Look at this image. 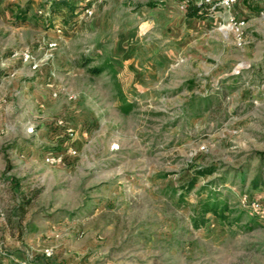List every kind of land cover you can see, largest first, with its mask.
<instances>
[{
    "label": "rangeland",
    "instance_id": "rangeland-1",
    "mask_svg": "<svg viewBox=\"0 0 264 264\" xmlns=\"http://www.w3.org/2000/svg\"><path fill=\"white\" fill-rule=\"evenodd\" d=\"M231 14L241 39L173 0H0L5 262L264 264V0Z\"/></svg>",
    "mask_w": 264,
    "mask_h": 264
},
{
    "label": "trees",
    "instance_id": "trees-1",
    "mask_svg": "<svg viewBox=\"0 0 264 264\" xmlns=\"http://www.w3.org/2000/svg\"><path fill=\"white\" fill-rule=\"evenodd\" d=\"M67 7L71 8V11H74V3L68 2ZM208 11L206 5H192L186 10V15L188 18H204L206 12ZM91 71L94 73H101L103 72V67H95ZM215 167L209 166L206 168L201 169L198 174H196L195 178L188 183L186 188L191 190L197 179L200 175H206L209 173H213L215 171ZM264 186V162L258 169L257 174L251 180V188L252 189H259ZM207 186H204L205 189ZM228 206L225 201L220 200L217 195L212 191L207 198L200 201V207L197 211V215L193 217V225L195 228H201L202 226L206 225L209 221L208 214L211 213L215 217H217L220 221H225L227 218L226 211ZM0 264H15L13 262L7 263L3 258L0 257Z\"/></svg>",
    "mask_w": 264,
    "mask_h": 264
},
{
    "label": "built area",
    "instance_id": "built-area-1",
    "mask_svg": "<svg viewBox=\"0 0 264 264\" xmlns=\"http://www.w3.org/2000/svg\"><path fill=\"white\" fill-rule=\"evenodd\" d=\"M178 3L182 10H187L192 5H206L208 11L219 13L223 10L229 13L230 23L233 29L236 31L238 38L241 39L243 35L244 20L237 18L231 14L234 6L239 0H173ZM87 12L92 14V10L88 9Z\"/></svg>",
    "mask_w": 264,
    "mask_h": 264
},
{
    "label": "crops",
    "instance_id": "crops-1",
    "mask_svg": "<svg viewBox=\"0 0 264 264\" xmlns=\"http://www.w3.org/2000/svg\"><path fill=\"white\" fill-rule=\"evenodd\" d=\"M237 4V3H236ZM235 7V6H234Z\"/></svg>",
    "mask_w": 264,
    "mask_h": 264
}]
</instances>
